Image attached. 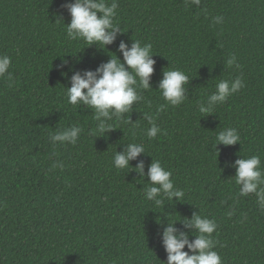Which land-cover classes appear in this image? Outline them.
Returning a JSON list of instances; mask_svg holds the SVG:
<instances>
[{"label":"trees","instance_id":"16d2710c","mask_svg":"<svg viewBox=\"0 0 264 264\" xmlns=\"http://www.w3.org/2000/svg\"><path fill=\"white\" fill-rule=\"evenodd\" d=\"M70 2L0 0V55L10 57L12 75L0 77V264H163L160 233L193 212L215 220L222 264H264V212L255 194H239L228 166L259 155L264 169V0H117L122 32L106 49L68 38ZM121 40L152 45L153 89H140L143 99L97 137L94 111L69 104L65 87L74 71L94 70L114 53L123 60ZM233 54L239 68L226 63ZM174 68L189 77L177 106L156 89L162 71ZM237 76L244 87L200 113L216 83ZM145 114L161 129L155 138ZM72 125L82 129L75 144L50 141ZM227 127L240 143L218 144L217 154L216 135ZM127 143L145 148L132 169L142 160L146 174L151 158L159 160L181 201L156 205L145 198L147 175L114 167Z\"/></svg>","mask_w":264,"mask_h":264},{"label":"clouds","instance_id":"9594fccd","mask_svg":"<svg viewBox=\"0 0 264 264\" xmlns=\"http://www.w3.org/2000/svg\"><path fill=\"white\" fill-rule=\"evenodd\" d=\"M192 5L199 6L201 0H188ZM64 7L70 13V22L67 25L66 33L69 39H83L87 46L92 44L102 45L101 49H106V45L112 44L116 40L118 32H122L114 18L118 7L117 0H72ZM213 23L222 22V16L212 18ZM118 51L122 54L123 60L115 53L109 56L106 62L100 63L94 70L88 69L74 71L70 77V87L66 88V96L69 104L82 106L94 111L95 120L98 122L94 130L98 136L105 135L108 131L115 129L107 123L113 117L120 119L125 113H130L133 105L142 100L139 90L153 89L150 80L154 71L155 63L150 43H142L140 40H132L129 46L124 40L118 44ZM11 59L7 55H0V77L7 73L11 82L12 75L8 72ZM67 63V61H63ZM229 67L236 64V56L233 54L227 61ZM66 74V73H62ZM189 77L179 69H169L162 71V78L159 80L157 88L163 99L172 106L183 103L186 99V88ZM11 87V83H9ZM244 87V82L240 76L234 80H220L216 83V90L211 93L206 102H201L198 109L202 114L212 113V108L218 103H223L233 93ZM164 105L160 106L162 109ZM158 109V110H160ZM144 118L151 125L147 130L148 138L157 137L161 132L160 127L154 122L151 115L145 114ZM129 116L127 123L131 124ZM82 129L79 125H72L68 128L58 130L49 136L53 144L61 145L75 144ZM240 143V136L235 128L227 127L219 131L216 135L215 148L217 154L218 144L230 146ZM145 153L142 144L127 143L122 151H116L113 157V165L117 169L134 170L139 176L147 175L150 185L145 191V198L154 201L156 205L163 206L164 199L181 201L184 197L182 189L174 187L171 179V172L166 170L159 160L151 158L148 171L144 172V162L138 161L132 169L129 161L135 160L138 155ZM235 168V183L240 186L239 194L247 196L255 194L259 209L264 212V169L261 168V158L259 155H250L246 158L235 159L228 164ZM53 168L63 167L61 162H53ZM231 214V213H230ZM168 221V220H167ZM180 221L183 229H178L175 224ZM159 223V221L157 220ZM217 229L214 219L193 212L191 217H183L171 222L160 233L161 244L166 252V260L163 264H222L220 255L215 251V241L212 234ZM194 239L189 240V234ZM185 246L187 251H185Z\"/></svg>","mask_w":264,"mask_h":264}]
</instances>
